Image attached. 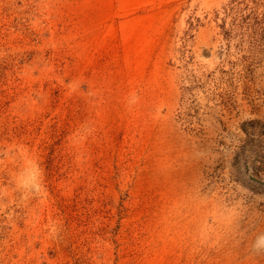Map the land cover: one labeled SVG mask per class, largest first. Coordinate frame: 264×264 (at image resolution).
<instances>
[{"label": "rangeland", "instance_id": "obj_1", "mask_svg": "<svg viewBox=\"0 0 264 264\" xmlns=\"http://www.w3.org/2000/svg\"><path fill=\"white\" fill-rule=\"evenodd\" d=\"M264 0H0V264H264Z\"/></svg>", "mask_w": 264, "mask_h": 264}, {"label": "bare ground", "instance_id": "obj_2", "mask_svg": "<svg viewBox=\"0 0 264 264\" xmlns=\"http://www.w3.org/2000/svg\"><path fill=\"white\" fill-rule=\"evenodd\" d=\"M264 179V178H263Z\"/></svg>", "mask_w": 264, "mask_h": 264}]
</instances>
